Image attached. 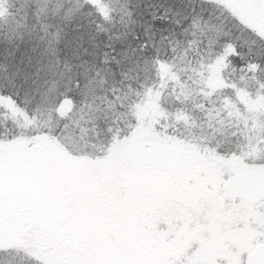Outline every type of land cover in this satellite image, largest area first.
<instances>
[{"label":"snow or ice","instance_id":"6c2138e0","mask_svg":"<svg viewBox=\"0 0 264 264\" xmlns=\"http://www.w3.org/2000/svg\"><path fill=\"white\" fill-rule=\"evenodd\" d=\"M0 264H264V0H0Z\"/></svg>","mask_w":264,"mask_h":264}]
</instances>
